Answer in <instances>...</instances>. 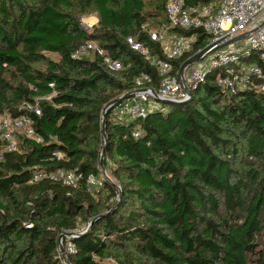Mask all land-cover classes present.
I'll list each match as a JSON object with an SVG mask.
<instances>
[{"label":"trees","instance_id":"trees-1","mask_svg":"<svg viewBox=\"0 0 264 264\" xmlns=\"http://www.w3.org/2000/svg\"><path fill=\"white\" fill-rule=\"evenodd\" d=\"M166 7L167 0H0V117L30 115L42 139L17 134L18 150L0 162V264H65L60 236L85 227L71 238V264H264V92L232 94L216 72L192 89L190 102L161 103L145 119L120 124L108 111L104 136L103 111L137 77L149 74L159 86L158 68L127 38L167 59L141 32L167 24ZM94 14L99 21L87 31L81 20ZM172 33L195 40L170 61L178 75L210 37L200 29ZM91 41L98 50L72 58ZM105 53L120 70L105 64ZM243 62L264 69L259 52ZM25 103H38L41 115ZM6 144L0 132V151ZM104 148L120 190L110 180L88 185L90 175L100 177ZM58 169L74 171L78 187L30 183L36 171Z\"/></svg>","mask_w":264,"mask_h":264},{"label":"built area","instance_id":"built-area-1","mask_svg":"<svg viewBox=\"0 0 264 264\" xmlns=\"http://www.w3.org/2000/svg\"><path fill=\"white\" fill-rule=\"evenodd\" d=\"M166 10L167 24L155 30L149 29L148 26H142L141 32L146 33L151 41L160 44L167 59L152 55L150 49L137 37L127 38V43L132 50L140 53L158 68L161 78L159 86L152 87L153 78L149 74L137 77L134 89L127 93L131 96L111 107L116 123L131 124L145 119L155 110L162 109L163 103H181L190 99L179 74H173L170 61L191 52L195 40L187 36L173 34L172 30L174 29L185 31L200 29L210 37V42L206 47L213 45L199 62L185 72L184 77L191 90L199 84L205 83L209 75L218 72L217 85L232 94L253 89L264 92V69L256 64L243 62L250 59L254 52H259L260 60L264 62V0H215L211 5L204 7H187L186 0H167ZM83 24L87 31H91L95 26L94 23ZM241 35H244L241 40L230 43L232 39ZM98 48L97 42H88L79 47L73 53L72 58L80 59L90 56ZM104 62L114 71L121 69L120 62L112 59L107 53L104 54ZM260 80L261 84L257 85ZM50 87L54 88V84H50ZM22 108L37 116L41 115L38 103H25ZM0 132L3 133L4 142L7 143L6 147L0 151V162L6 153L18 150L17 134H25L33 141L42 142L41 137L34 129L33 119L28 114L17 118L0 117ZM140 135L139 130L132 133L134 138H138ZM54 157L60 160L65 159V155L61 152L54 153ZM99 172V178L93 175L88 177V185L93 189L101 187L106 180H110L105 167L100 166ZM79 179L80 177L74 171L58 169L46 172L42 170L33 174L30 183L48 180L61 183L66 187L76 188ZM117 187L120 190V187ZM31 226L28 225V227ZM86 231L87 227L75 232L84 234ZM71 238L67 237L64 252L59 249V258L63 262L65 255L68 257L69 254L76 253V247Z\"/></svg>","mask_w":264,"mask_h":264},{"label":"water","instance_id":"water-1","mask_svg":"<svg viewBox=\"0 0 264 264\" xmlns=\"http://www.w3.org/2000/svg\"><path fill=\"white\" fill-rule=\"evenodd\" d=\"M243 37H244V35H241V36H239V37H237V38H235V39H232V40L230 41V43H232V42H236V41H238V40H241ZM212 46H213V45H210V46L206 47L205 49H203V50L197 52V53L194 54L193 56H191V57H190V58H189V59H188L183 65H182V67H181V69H180V71H179V78H180V80L182 81L184 87L186 88V90H187V92H188V94H189V96H190V99H189L188 101H186V102H181V103L166 102V104H185V103L190 102V101L193 99V93H192V90L190 89V87H189V85H188V83L186 82L185 77H184L185 72H186V71H187L192 65H194V64L197 63V62H199V61L202 59V57L208 52V50L211 49ZM130 96H131V94H127V95H123V96L118 97L117 99H115V100H113L112 102H110V103L107 105V107L105 108V110L103 111V115H102V119H103V121H102V129H103V133H104V136H105V137H106L105 125H106V114H107V112L111 110V107H112L113 105L118 104L119 102H121L122 100H124V99H126V98H129ZM106 143H107V140H106ZM100 166H101V167H104V166H105V148L103 149L102 154H101ZM122 198H123V194H121L120 201H122ZM120 203H121V202H120ZM120 203H118L117 206H119ZM117 206H116L115 208H117ZM93 222H94V221H93ZM93 222L90 224L89 229L91 228ZM75 236H76L75 233H72V232H69V233H68V232H65V233H63V234L60 236V238H59V244H60V250H61L62 252H64V247H63L62 241H63L66 237H72V238H73V237H75ZM64 260H65V264H71L70 261H69V259H68V257H67L66 255H65Z\"/></svg>","mask_w":264,"mask_h":264},{"label":"rangeland","instance_id":"rangeland-1","mask_svg":"<svg viewBox=\"0 0 264 264\" xmlns=\"http://www.w3.org/2000/svg\"><path fill=\"white\" fill-rule=\"evenodd\" d=\"M91 16H94V17H97V14H94V15H91ZM91 16H85V17H83L82 18V26H83V28H84V24L83 23H90L89 22V19H92L91 18ZM90 17V18H89ZM94 21L95 20H93L92 19V23H94ZM107 171V170H106ZM108 173V172H107ZM108 176H109V179H110V181L113 183V184H115L116 185V187L117 186H119V184L116 182V180L110 175V173H108ZM120 187V186H119ZM69 232H72V233H75V235L77 236V235H81L82 233L80 232V233H78V232H75V231H69ZM68 232V233H69ZM75 236V237H76ZM67 238V237H66ZM62 244H63V247H64V240L62 241ZM59 249H60V244H59ZM64 251H65V249H64ZM64 263H65V260H64ZM102 263V262H101ZM102 264H117L113 259H108L107 260V262H104V263H102Z\"/></svg>","mask_w":264,"mask_h":264},{"label":"crops","instance_id":"crops-1","mask_svg":"<svg viewBox=\"0 0 264 264\" xmlns=\"http://www.w3.org/2000/svg\"><path fill=\"white\" fill-rule=\"evenodd\" d=\"M89 18H90V17H89ZM91 18H92L93 20H95V21H94V24L96 25V24L98 23V21H99V20H98V17L91 16ZM92 19H89V22H90V23H92Z\"/></svg>","mask_w":264,"mask_h":264}]
</instances>
